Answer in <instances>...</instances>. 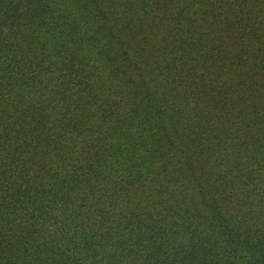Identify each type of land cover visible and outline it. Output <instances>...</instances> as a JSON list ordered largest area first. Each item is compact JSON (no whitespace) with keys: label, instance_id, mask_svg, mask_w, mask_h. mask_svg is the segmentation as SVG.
<instances>
[{"label":"trees","instance_id":"1","mask_svg":"<svg viewBox=\"0 0 264 264\" xmlns=\"http://www.w3.org/2000/svg\"><path fill=\"white\" fill-rule=\"evenodd\" d=\"M0 264H264V0H0Z\"/></svg>","mask_w":264,"mask_h":264}]
</instances>
